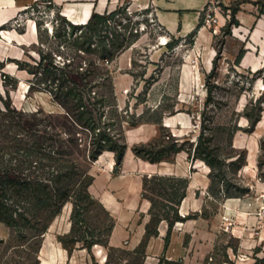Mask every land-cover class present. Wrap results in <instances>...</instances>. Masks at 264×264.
I'll return each instance as SVG.
<instances>
[{
	"label": "rangeland",
	"instance_id": "1",
	"mask_svg": "<svg viewBox=\"0 0 264 264\" xmlns=\"http://www.w3.org/2000/svg\"><path fill=\"white\" fill-rule=\"evenodd\" d=\"M120 6L123 10L114 17L110 30L136 40L106 64L117 110L98 109L93 113L102 121H116L122 116L127 147L117 170L112 151H104L93 161L80 160L93 176L88 191L94 201L79 232L88 228L101 242L107 240V246L93 244L88 251L81 241H69L73 232L72 203L68 201L39 236L32 237V229L26 224L10 227L0 221V264L135 262L127 251L138 246L150 219L147 196L152 194L147 183L145 197L142 195L144 178L152 173L178 174L183 169L184 175L178 176L195 181L189 191L190 221L185 225L180 222L187 219L175 222L168 250L155 256L158 262L164 256L179 264H217L226 252L228 264H253L264 256V66L252 70L242 59L258 53L257 44L261 42L252 37V29L253 21L264 20V0H222L214 6L209 23H204L202 12L199 28L203 30L199 35L196 31L192 42L189 34H169L150 8L133 7L127 0ZM233 8L238 9L234 17ZM69 32L59 8L48 1L24 9L0 28L3 164H8V159H12V165L18 164L16 153L8 155L4 151L19 135L25 143L37 140L53 144L60 138L69 144L64 131L83 132L79 137L83 141L77 142L83 144L78 154H84L85 131L69 124L61 114L64 108L49 93L54 87L42 82L37 65L40 53L46 55L45 62L59 64L73 55L64 41ZM167 42H174L172 48L166 47ZM240 50L241 63L235 64ZM214 63L215 70L211 71ZM152 118H160L161 123L143 122ZM165 120H169L168 126ZM38 130L43 132L37 134ZM200 133L222 160L223 184L232 191L239 189V196L231 197L235 199L228 205L230 198L212 193L222 183L210 190L209 167L193 158ZM40 135L52 136V141H42ZM133 145L153 152L165 148L169 155L151 163L135 154ZM251 148L253 163L249 161ZM244 189L248 193L241 194ZM104 194L114 196L116 211L101 203ZM158 228L167 229L166 223ZM132 239L139 241L134 245Z\"/></svg>",
	"mask_w": 264,
	"mask_h": 264
},
{
	"label": "trees",
	"instance_id": "2",
	"mask_svg": "<svg viewBox=\"0 0 264 264\" xmlns=\"http://www.w3.org/2000/svg\"><path fill=\"white\" fill-rule=\"evenodd\" d=\"M122 10V6H118L110 12H93L83 24H73L64 18L66 25L70 28L64 41L73 55L66 58L62 64L53 60L45 62L46 55L40 53L37 65L41 67L42 82H48L52 88L54 87L53 90H49V93L53 100L64 108L65 112L61 114L65 115L64 118L69 124L85 131L87 142H85L84 154L80 156L78 151L80 146H83L80 143L83 139L79 137L83 135V132L78 135L76 130L64 131L63 135L66 136L64 138L69 144H65L59 138L54 140L55 143L58 142V146H54L55 143L50 144L37 140L25 143L19 138L20 135L15 136L14 141L4 153L8 155L16 153L18 158L14 159L18 164L12 165V159H8V164H3L4 160L2 161V156H0V221L7 226L19 225L21 227L26 224L32 229V237L39 236L45 232L62 206L70 201L72 203L70 232L73 234L69 241L71 243L81 241L82 246L88 251H91L93 244L100 243L107 246V240L101 242L88 228L79 232L81 225L86 222L87 208L94 201L88 191L93 176L87 172L86 167H82L80 160L82 162L93 161L104 151H112L115 159L114 168L117 170L127 147L122 126L124 118L119 116L116 121L110 118L102 121L93 113L98 109H102V112L105 109L110 112L117 110L112 75L106 64L113 61L136 40L134 38L125 39L120 33L110 30L111 22ZM237 11V8H233V17ZM199 26L200 24L189 33L192 37L191 42ZM173 44L174 42H167L166 47L172 48ZM242 55L243 50H240L235 58V64L240 62ZM214 70L215 63L211 71ZM0 103H4L1 94ZM143 122L160 124L161 119L152 118ZM41 132L43 131L38 130L37 134ZM40 138L42 141H52V136L40 135ZM78 140H80L79 143ZM133 151L151 163L159 162L169 155L165 148L153 152L151 149H139L138 145H133ZM193 158L204 162L209 167L210 190L213 189L214 184L222 183L220 188L212 193H221L224 198L239 196L236 192L239 189L232 191L223 184L222 160L218 158V154L202 133L198 136ZM234 161L231 160L230 164H234ZM21 165H26L27 168H22ZM191 171L195 170L192 168ZM188 182L187 177L158 173H152L144 178L142 195L145 197L144 191L147 183L150 184L149 189L152 194L147 196L150 201V219L145 224V231L138 246L127 251L135 258V262L128 264H143L148 241L151 237L158 235V225L161 222L167 225L163 237L164 249H166L175 222L190 218L189 214L180 216L178 210L182 199L186 196ZM240 193H248V190L244 189ZM8 201L11 203L9 204ZM75 226H77L76 229ZM62 242L66 245L65 241ZM226 258L225 252L217 264L226 262ZM165 262L179 264L164 256L159 258L158 264ZM253 264H264V256L256 258Z\"/></svg>",
	"mask_w": 264,
	"mask_h": 264
},
{
	"label": "crops",
	"instance_id": "3",
	"mask_svg": "<svg viewBox=\"0 0 264 264\" xmlns=\"http://www.w3.org/2000/svg\"><path fill=\"white\" fill-rule=\"evenodd\" d=\"M48 1L56 5L61 15L73 24L85 23L93 12L104 13L110 12L120 6L124 0H0V28L14 19L15 16L27 9L28 7L38 4L40 2ZM133 7L150 8L154 14V18L159 25H161L169 34L177 35L178 37H184L192 32L200 24L202 12L208 0H127ZM252 29V37L260 40V44H257L258 53L253 58L242 59L245 63H248L247 67L252 70H258L264 66V20L257 19ZM203 28L197 29V35L201 34ZM241 63V62H240ZM168 126L167 124H164ZM254 152V151H253ZM252 152V153H253ZM250 163H253L252 155L249 156ZM184 167L186 163H183ZM184 169L178 174L171 175H184ZM165 175V174H163ZM192 178V177H191ZM188 182L186 190V196L182 199L180 206L178 207L180 215L189 214L190 210L188 203L190 201L189 191L194 189L195 181L192 178ZM189 179V178H188ZM235 198H230L226 205L232 203ZM101 203L109 210L116 211L117 201L111 194H104L100 197ZM190 219L185 220L182 225L188 224ZM165 223L161 222L160 224ZM167 227V225H166ZM166 228H158V235L151 237L146 247V257L143 264H158V258L161 253L165 252L169 248V244L164 249L163 237L165 236ZM261 234H264V228L261 230ZM172 235L170 237L171 242ZM139 240L132 239L131 243L134 245ZM221 264H228L222 262ZM237 264H244L237 262Z\"/></svg>",
	"mask_w": 264,
	"mask_h": 264
},
{
	"label": "built area",
	"instance_id": "4",
	"mask_svg": "<svg viewBox=\"0 0 264 264\" xmlns=\"http://www.w3.org/2000/svg\"><path fill=\"white\" fill-rule=\"evenodd\" d=\"M222 0H208L205 9L203 10V21L204 23H209L210 18L212 16V11H214V6L221 3ZM237 1V0H233Z\"/></svg>",
	"mask_w": 264,
	"mask_h": 264
},
{
	"label": "bare ground",
	"instance_id": "5",
	"mask_svg": "<svg viewBox=\"0 0 264 264\" xmlns=\"http://www.w3.org/2000/svg\"><path fill=\"white\" fill-rule=\"evenodd\" d=\"M35 24L34 23H32V31H35ZM3 38V37H2ZM7 38H9V39H11V40H13L10 36H7ZM6 41V40H5ZM9 65V64H8ZM169 123V120H165V124H167V125H169L168 124ZM254 151V148H251L250 149V157H251V155H252V152ZM242 203V202H241ZM248 203V202H247ZM244 204V203H243ZM242 204V205H243ZM263 204V203H262ZM247 205V204H246ZM253 208V207H252Z\"/></svg>",
	"mask_w": 264,
	"mask_h": 264
}]
</instances>
